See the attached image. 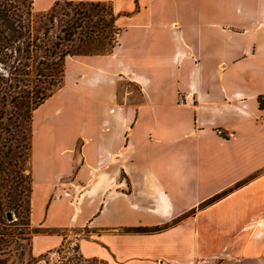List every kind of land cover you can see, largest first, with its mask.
<instances>
[{"label":"crops","instance_id":"1","mask_svg":"<svg viewBox=\"0 0 264 264\" xmlns=\"http://www.w3.org/2000/svg\"><path fill=\"white\" fill-rule=\"evenodd\" d=\"M93 1L112 2L119 42L67 61L57 93L94 105L35 110L33 137L57 138L33 164L34 255L68 243L103 264H264L263 164H247L264 145V0ZM225 234L236 243L214 252Z\"/></svg>","mask_w":264,"mask_h":264},{"label":"trees","instance_id":"2","mask_svg":"<svg viewBox=\"0 0 264 264\" xmlns=\"http://www.w3.org/2000/svg\"><path fill=\"white\" fill-rule=\"evenodd\" d=\"M58 4L51 9L56 10ZM70 5L56 42L46 34L28 43L20 40L19 45L15 44L23 33L15 28L8 9L0 10L5 22L3 28L0 26V174L5 173L7 180L17 176L24 181L18 195L32 192V180L24 166L32 148L33 112L61 86L65 58L108 54L118 41V15L111 2L81 0ZM259 101L264 108V95ZM18 202L15 197L6 204L7 214Z\"/></svg>","mask_w":264,"mask_h":264},{"label":"rangeland","instance_id":"3","mask_svg":"<svg viewBox=\"0 0 264 264\" xmlns=\"http://www.w3.org/2000/svg\"><path fill=\"white\" fill-rule=\"evenodd\" d=\"M31 1L32 0H0V10L8 9L7 11L10 20L14 22L15 28L23 33V37H21V39L18 38V41L15 45H19L18 43L20 42V40L28 43L29 41H32L36 36L45 37L46 34L53 42H56L58 40V35H62V22L63 20L65 21L67 19L66 13L71 10V1L75 3L81 0H59V4L56 6V10L49 9L46 12L35 11L33 9ZM4 23L5 22L3 21V19L0 18V26L2 28L5 25ZM117 26L120 28L118 24ZM120 33L119 35H117L118 41H116V45L119 42ZM77 56L82 55H69L65 58V75L62 80L61 86L55 88L53 87L54 96L52 95L49 100L47 99L48 101L38 109V113L36 114L37 117L42 115L47 110L56 109L61 104H66L68 110L72 111L73 113L76 112L79 107L93 104L92 102H90L93 100L79 97L71 90H62L61 92L57 93L65 84L68 59ZM0 70H3V67L0 66ZM120 89L136 90L135 87H132L130 83L126 82L121 83ZM72 112H69V115H71ZM34 114L35 111L33 112L32 117V129L35 128ZM65 115L66 113L64 114V116ZM64 116H60V119L58 118L57 120H54V123H59L62 125L63 123H66L67 118H65ZM72 116L73 117L68 121L70 122V127L64 133L67 135V138L65 139V141L67 142L72 141L75 134L78 132V129L75 126L79 121L78 114H74ZM37 121L38 119H36V122ZM40 133L41 132L35 134L34 132V137L32 138V148L30 149V156L24 166L25 174H29L32 180V189L33 164L35 163V159L37 161L38 159H40V152L37 148H40L41 146L43 149V153H47L48 151H52V148L54 149V147L56 146L50 144L48 145L46 142L53 137L57 138L56 134L48 135L47 133ZM63 137L64 136L61 135L60 138L62 139ZM62 146L63 145H61L60 148H62ZM259 162L263 164L261 171H264V145L260 147L259 151L256 150V153L254 155H251V158L249 159L247 164ZM40 163H43L41 159ZM4 177L6 179H4ZM7 177L8 176H5V173L0 174V264H103L98 260L84 259L80 256L77 246H69L68 243L65 245V247L50 251L49 253H46L44 255H34L32 251V237L34 231L31 226L32 192L26 191L18 195L21 190H23L24 181L17 176H15L14 178L10 177L9 180H7ZM261 180L264 181V176L261 178ZM15 197L19 199V205L11 211L13 219L9 220L7 211H5L6 204H8L9 201L13 200ZM226 229H228L227 231H235L236 226L226 227ZM216 237L217 236H215V238ZM237 237H239V235H237ZM200 239L202 241V238ZM224 240L226 241V244L231 247L234 246L237 238L230 237L226 234L221 235L220 238H216V240L212 243L214 252L219 251L223 247V245L225 244ZM258 241H260V246L264 247V239Z\"/></svg>","mask_w":264,"mask_h":264},{"label":"built area","instance_id":"4","mask_svg":"<svg viewBox=\"0 0 264 264\" xmlns=\"http://www.w3.org/2000/svg\"><path fill=\"white\" fill-rule=\"evenodd\" d=\"M180 103L184 105L194 106L195 98L191 93H183L180 97Z\"/></svg>","mask_w":264,"mask_h":264},{"label":"water","instance_id":"5","mask_svg":"<svg viewBox=\"0 0 264 264\" xmlns=\"http://www.w3.org/2000/svg\"><path fill=\"white\" fill-rule=\"evenodd\" d=\"M7 216H8V219H9V220H12V219H13V215H12V213H11V212H10V213H8V215H7Z\"/></svg>","mask_w":264,"mask_h":264}]
</instances>
